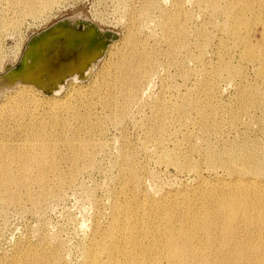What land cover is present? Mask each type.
<instances>
[{"label": "rangeland", "instance_id": "374dc122", "mask_svg": "<svg viewBox=\"0 0 264 264\" xmlns=\"http://www.w3.org/2000/svg\"><path fill=\"white\" fill-rule=\"evenodd\" d=\"M146 1L56 0L45 6L42 0H0V74L9 63H18L33 32L62 16L77 19L60 21L50 30L75 32L77 42L85 44L87 52L81 59L85 66L63 61L52 69L48 81L17 83L0 90V109L8 107L14 112L12 108L19 100L27 107L25 117L19 120L0 115L7 131L0 130V139L20 145L41 135L37 123L43 117L53 120L54 96L70 98L82 116L81 123L90 117L99 120L97 130H103L90 140L87 130L78 131L77 119L62 107L73 127L65 131L66 135L92 143L96 140L103 147L94 151L93 163L75 176L68 173V181L59 188L54 182L51 196L37 204L25 199L20 204H7L0 199V264H9L28 249L56 252L62 264H85L87 249H96L107 239L116 203L144 211L154 221L156 216L151 212L157 202L193 194L198 197L212 186L222 189L220 179H229V170L210 164L208 147L219 150L239 146L264 152V61L259 57L248 60L244 54L245 42L256 51L264 47V25L256 14L264 12V0H253L254 9L246 15L241 12L239 21L232 23L227 19V0H219L218 9L212 8L209 0H152L150 14L143 16L141 9ZM234 3L239 5L237 0ZM30 5L35 6L33 11H29ZM175 13L179 24L188 30L184 44L182 38L172 35V42H168L164 37V17ZM80 22L86 23L84 30L76 29ZM230 25L235 34L230 32ZM98 27L103 29L101 33H113L115 38L98 34ZM131 32L153 52L155 70L136 90L126 114L113 120L102 102L105 93L101 90L105 82L114 80L116 93H120L116 76L120 74L121 52H129L126 39ZM56 34H60L58 30ZM40 39L29 41L24 76L33 77V73L45 78L50 72L51 61L44 55V47L38 45ZM31 43H35L33 48ZM104 43L107 47L103 51ZM73 51L76 49L66 51L62 47L55 59L60 62V54L66 57ZM207 88L213 90L210 97L204 91ZM247 94L257 96L250 105L243 97ZM190 100L201 102L205 110L188 105L183 115L181 106ZM88 102L93 106H87ZM162 103L169 108L172 124L167 125L160 144L157 136L161 134L154 131L155 114ZM116 108L121 110L120 102ZM60 151V167L69 172L72 150L61 147ZM123 151L135 157L139 186L130 185L121 170ZM170 151L173 154L165 156ZM139 240L145 242L147 238L143 235Z\"/></svg>", "mask_w": 264, "mask_h": 264}, {"label": "bare ground", "instance_id": "6f19581e", "mask_svg": "<svg viewBox=\"0 0 264 264\" xmlns=\"http://www.w3.org/2000/svg\"><path fill=\"white\" fill-rule=\"evenodd\" d=\"M55 1L42 0V3L46 6ZM246 1L237 0L240 6H236L234 0H227V19L230 23L239 21L241 12L246 15L248 11L254 9L253 0ZM207 2L212 8H217L219 5V0ZM152 5V0H147L141 9V14L148 16ZM34 9V5L29 6V11ZM256 14L264 25V12L260 15L258 12ZM177 18L176 13L164 17L162 23L164 37L168 42L173 40L172 35L174 38H182L184 44L188 30L179 24ZM228 28L235 34L231 25ZM59 33L57 36L44 37L38 41V45L44 47V55L51 61L50 70L53 68L55 70L60 63L67 60H71L70 64H76L73 59H68V56H62L60 53L58 54L62 60L57 62L55 59L56 52L62 47L68 51L74 47L71 45L72 41H78L75 32L70 34L61 30ZM204 36L206 39L207 35ZM30 39L19 58V68L22 70L26 63L27 48H30ZM126 41L129 44V52H121L122 61L119 63L118 71L120 74L116 76L119 78L120 93H116L117 81L114 80L105 82L101 90L105 93L103 98L101 97L102 102L110 110L108 116L113 120H118L120 115L126 114L134 100L136 90L155 70L152 65L153 52L140 44L134 32L129 33ZM34 46L35 43H31V47ZM244 48L248 60L259 57L264 61V47L256 51L245 42ZM204 50L203 46L201 52ZM81 65L85 66L84 61ZM7 67L5 74L0 76V90L15 86L17 83L37 85L50 80L51 77V71L45 78L39 77L36 72V75L32 73L33 77L23 75L24 80L15 83L9 81L12 84L1 86L8 82L7 80H11ZM262 75L264 76V67ZM215 77L216 75L213 74L212 78ZM204 91L208 97L213 95L212 88ZM243 97H246L247 105L252 104L253 98H257L256 95L251 94ZM62 100L55 96L51 98L54 103L53 120L43 117L38 121L37 126L41 135L34 140H24L20 145H11L3 138L0 139V199L7 204H20L24 199L37 204L38 201L48 198L54 190L52 187L54 182L56 188H59L68 181V173L75 176L83 168H87L93 163L94 151L103 147V144L96 140L92 143L83 138L66 135L65 131L72 130L73 127L68 124L62 107H66L69 115L77 119L80 124L78 131L87 130L90 140L103 130L101 128L97 130L100 121L90 117L86 118L85 123H81L82 116L71 105L70 98L64 99L63 102ZM119 102L122 106L121 110L116 108V103ZM188 102L181 106L183 115L186 114L188 105L200 111L205 110L201 102L193 100ZM87 106L93 105L88 102ZM12 109L14 112L8 111V107L0 109V115L19 120L27 113V107L21 100ZM90 109L89 114L92 111ZM155 117L157 131L154 132L161 134L157 136L161 144L167 125L172 124L166 103L161 104ZM4 121L3 119L0 121V130L5 131L6 134L5 125H2ZM61 147L72 150L69 172H65L64 168L60 167L63 157ZM123 154L125 159L121 170L128 176L127 182L130 185L139 186L141 181L136 172L135 157L125 151ZM169 154L172 155V151L167 152L165 156ZM207 155L210 164L223 165L229 170L230 178L220 179L223 181L222 189L212 186L204 189L198 197L193 194L166 203L157 202L151 212L156 216L154 221L147 218L144 211H137L131 205L116 203L112 224L106 235L107 239L99 242L96 249H87L85 264H123L122 260L129 261L128 264H264V152L259 150L255 152V149L251 148L243 150L239 146L219 150L208 147ZM203 186L202 182L201 187ZM143 235L147 238L145 242L139 240ZM55 253H48L46 249H28L20 258L10 260L9 264H62L61 257L59 258L58 253Z\"/></svg>", "mask_w": 264, "mask_h": 264}, {"label": "water", "instance_id": "95a60500", "mask_svg": "<svg viewBox=\"0 0 264 264\" xmlns=\"http://www.w3.org/2000/svg\"><path fill=\"white\" fill-rule=\"evenodd\" d=\"M71 19V20H70ZM77 18H74V17H66V16H62V17H60V18H58L56 21H54L53 23H51L50 25H48V26H46L44 29H42V30H40V31H36V32H33L32 34H31V36H30V40H32V39H40V38H50V37H53V36H55L53 33V31L52 30H50L56 23H58V22H60V21H65V20H70V21H72V20H76ZM85 25H86V23H82V22H80V23H78L77 24V26H76V29L77 30H84V28H85ZM89 27V26H88ZM57 30V29H56ZM98 30L100 31L98 34H100V35H102V36H104V37H106V38H109L110 40H113L114 38H115V36L116 35H114L113 33H101L102 31H103V29H101L100 27H98ZM61 31V30H60ZM59 31V32H60ZM58 34H56V36H57ZM106 43H104L103 45L101 44V48L103 49V51L106 49ZM21 58V57H20ZM19 61H18V63H16V64H8V67H7V71L8 72H10V77H9V79H11V80H7L8 82H6V83H3L1 86H3V85H7V84H12L13 82L12 81H14V83L16 82V81H18V80H24V78L22 77L23 75H22V69L21 68H19ZM5 74V72H3L2 74H0V76H3ZM20 74V75H19ZM9 81H11L12 83H10ZM3 88H1V90H2Z\"/></svg>", "mask_w": 264, "mask_h": 264}, {"label": "flooded vegetation", "instance_id": "af4514ba", "mask_svg": "<svg viewBox=\"0 0 264 264\" xmlns=\"http://www.w3.org/2000/svg\"><path fill=\"white\" fill-rule=\"evenodd\" d=\"M74 47V50L76 49V52H71L68 55V59H73L77 64H80L82 62V58L87 56V52H84V49L86 47L83 43L74 42L72 44ZM51 72L53 70H50Z\"/></svg>", "mask_w": 264, "mask_h": 264}]
</instances>
